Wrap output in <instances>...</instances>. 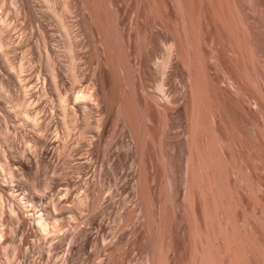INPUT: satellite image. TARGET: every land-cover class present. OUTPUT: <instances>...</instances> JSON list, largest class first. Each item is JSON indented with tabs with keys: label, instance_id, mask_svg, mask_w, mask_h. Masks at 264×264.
Instances as JSON below:
<instances>
[{
	"label": "rangeland",
	"instance_id": "rangeland-1",
	"mask_svg": "<svg viewBox=\"0 0 264 264\" xmlns=\"http://www.w3.org/2000/svg\"><path fill=\"white\" fill-rule=\"evenodd\" d=\"M0 27V264H264V0H0Z\"/></svg>",
	"mask_w": 264,
	"mask_h": 264
},
{
	"label": "bare ground",
	"instance_id": "bare-ground-1",
	"mask_svg": "<svg viewBox=\"0 0 264 264\" xmlns=\"http://www.w3.org/2000/svg\"><path fill=\"white\" fill-rule=\"evenodd\" d=\"M64 4V3H63ZM67 10V6L66 7H64V10ZM66 10L64 11L65 13H66ZM61 13V12H60ZM60 19V18H59ZM1 28V27H0ZM3 28V27H2ZM3 29H2V32H1V30H0V38H1V35H2V37H6V36H4L3 35ZM5 31H6V29H5ZM2 33V34H1ZM6 34H7V32H5ZM4 38H2V39H4ZM5 40V39H4ZM3 40V41H4ZM3 41H1L0 40V48H2L3 46H1V42H3ZM1 53H3L2 51H1ZM162 67L164 68V66L162 65ZM162 67H161V69H162ZM13 68H15V67H13ZM22 70V69H21ZM163 70V69H162ZM16 71V70H15ZM19 75V74H18ZM159 87V89H160V85L158 86ZM161 90V89H160ZM83 95V94H82ZM81 134H83L82 132H81ZM84 135V134H83ZM82 135H80V137H81ZM83 138V137H82ZM81 138V139H82ZM90 191V190H89ZM38 192V191H37ZM41 192V191H40ZM61 192V191H60ZM59 193V192H58ZM78 193V192H77ZM81 193V192H80ZM90 193V192H89ZM77 195V194H76ZM81 195V194H80ZM80 195H78V196H80ZM91 195H93V194H91ZM96 196V195H95ZM90 196L85 192V194H83V195H81V197H79V198H77V196L75 197L74 196V199H75V201H74V203L73 202H71V201H68L69 203H71V205L69 206V204L67 205V208H65L66 206V202L64 203V205H62L63 203L62 202H59V200H61V199H56V201L54 200V199H52L53 201H52V204H51V206H52V210L54 211V212H56V211H61L63 208L64 209H69L70 207H72V209H76V210H78L79 211V215H80V217H81V215L83 216L84 215V213L83 212H80V210H81V208H83V207H87L88 205L90 206V204L92 203V209H91V207H87V208H89V210L88 211H91V213L90 214H92V212L95 210V208L97 207V208H99V205L97 206V203L100 201H97V202H94V200L96 201V199H98L97 197H96V199H95V197L93 196V197H90L91 198V203H90V198H89ZM102 197V196H101ZM77 198V199H76ZM92 198H94V200H92ZM40 200V199H39ZM57 200H58V203H62V204H58L57 203ZM55 201V202H54ZM100 203V202H99ZM33 204V203H32ZM73 204V205H72ZM26 205V204H25ZM24 206V205H23ZM22 205H20V207H23ZM28 207H29V205H28ZM31 207V206H30ZM33 207H35L34 205H33ZM62 207V208H61ZM101 207V206H100ZM97 208H96V210H97ZM24 209H28L27 208V205H26V208L24 207ZM71 209V208H70ZM70 209H69V211L68 212H70ZM80 209V210H79ZM86 209V208H85ZM84 208H83V210H85ZM91 209V210H90ZM33 210V209H32ZM39 210H40V208H39ZM56 210V211H55ZM76 210H74V213L72 212L71 213V215L73 214V215H75V216H78V215H76V213H75V211ZM95 210V211H96ZM129 210H131V209H129ZM35 211V210H34ZM71 211H73V210H71ZM77 211V212H78ZM82 211V210H81ZM94 211V212H95ZM98 211V210H97ZM96 211V212H97ZM134 210L132 209V211L131 212H133ZM14 212V210H11V215H13L12 213ZM37 211H35V213H36ZM130 212V213H131ZM35 213H33V214H35ZM45 213V212H44ZM43 212L41 213H39L38 212V214L36 213L35 215H32V216H34L33 218H32V220H31V226H32V228H33V226H37V227H35V228H37L38 230L40 229L42 232H46V230H47V228L48 227H58V225L60 224L59 223V219L57 218V217H54L55 215H51L49 212H47V213H45L44 214ZM81 213H83V214H81ZM127 213H129V211H127ZM78 214V213H77ZM94 214V213H93ZM132 214V213H131ZM134 215H135V211H134V213H133ZM72 215V216H73ZM127 215H130V214H127ZM134 215H132V217H134ZM29 216V215H28ZM31 217V216H30ZM29 217V218H30ZM71 217V216H70ZM93 217V216H92ZM130 218H131V216H129ZM73 218L74 219H72V218H70L71 220H75V222H76V220L79 218H77V219H75V217L73 216ZM82 218V217H81ZM80 218V219H81ZM122 218V217H121ZM126 218H128V216H126L125 218H124V220H123V222L125 223V220L127 221V223L126 224H124V225H129V223H130V220H132V219H130V220H128V219H126ZM80 219H78V221L80 220ZM82 220V219H81ZM70 221V220H69ZM88 221V220H87ZM120 221H121V219H120ZM129 221V222H128ZM64 222V221H63ZM66 222V221H65ZM74 222V221H73ZM132 222V221H131ZM59 223V224H58ZM83 223V222H82ZM87 223V222H86ZM89 224V221H88V223H87V225ZM61 225V224H60ZM64 225V224H63ZM77 226V225H76ZM63 227H65V226H63ZM62 227V228H63ZM36 229V230H37ZM39 230V231H40ZM97 230H98V228H97ZM2 238V237H1ZM70 242V241H69ZM71 244V243H70ZM6 263L7 264H10V260H9V258L8 257H6ZM113 263H115L114 261H113ZM113 263H111V264H113ZM117 264V263H116Z\"/></svg>",
	"mask_w": 264,
	"mask_h": 264
}]
</instances>
